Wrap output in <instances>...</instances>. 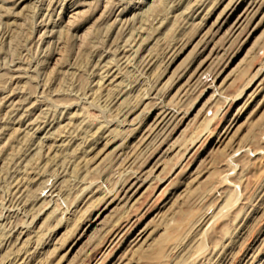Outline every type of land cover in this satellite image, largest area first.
<instances>
[{"label":"rangeland","instance_id":"1","mask_svg":"<svg viewBox=\"0 0 264 264\" xmlns=\"http://www.w3.org/2000/svg\"><path fill=\"white\" fill-rule=\"evenodd\" d=\"M0 264H264V0H0Z\"/></svg>","mask_w":264,"mask_h":264},{"label":"bare ground","instance_id":"2","mask_svg":"<svg viewBox=\"0 0 264 264\" xmlns=\"http://www.w3.org/2000/svg\"><path fill=\"white\" fill-rule=\"evenodd\" d=\"M164 120V119H163Z\"/></svg>","mask_w":264,"mask_h":264}]
</instances>
